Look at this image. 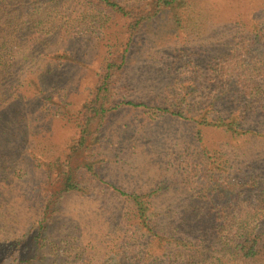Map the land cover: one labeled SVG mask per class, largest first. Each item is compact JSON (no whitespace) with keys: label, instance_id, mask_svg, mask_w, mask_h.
Listing matches in <instances>:
<instances>
[{"label":"rangeland","instance_id":"rangeland-1","mask_svg":"<svg viewBox=\"0 0 264 264\" xmlns=\"http://www.w3.org/2000/svg\"><path fill=\"white\" fill-rule=\"evenodd\" d=\"M24 4L31 17L0 79V264H152L163 251L172 255L167 241L175 228L178 237L228 254L211 229L221 209L205 196L208 168L220 166L211 179L221 177L229 197L246 182L264 186V140H241L236 155L221 130L206 128L200 142L193 121L120 106L96 143L99 180L86 176L79 190L55 198L50 174L78 137L76 115L126 20L88 0ZM259 26L264 42V0L179 2L135 35L113 100L195 116L217 94L209 80H220L223 55L253 58L242 44ZM192 76L193 85L185 81ZM185 85L195 93L179 103ZM249 123L264 131V112ZM240 193L257 200V190ZM129 195L140 196L147 222ZM222 261L246 264L230 255Z\"/></svg>","mask_w":264,"mask_h":264},{"label":"trees","instance_id":"trees-1","mask_svg":"<svg viewBox=\"0 0 264 264\" xmlns=\"http://www.w3.org/2000/svg\"><path fill=\"white\" fill-rule=\"evenodd\" d=\"M25 1L0 0V79L10 73L8 69L15 62L16 55L17 43L14 44V41L27 25L26 19L31 17L29 13H26L28 7L24 4ZM88 1L98 9L111 11L121 16L126 22L120 29V35L114 38L115 44L112 45L109 55L103 60L95 89L76 115L79 131L71 151L66 158L56 162L57 169L50 174V182L59 186L54 194L55 198L59 199L65 194L79 190L81 180L86 176L99 180L96 143L109 117L120 106L155 110L193 121L196 125L195 136L200 142L203 140L206 128L221 130L228 136L229 146L234 152L239 150L240 141L243 139L260 137L264 140V131L258 130L256 128L258 125L249 123L251 120L254 121L260 110L264 112V42L260 26L252 31L253 36L248 43L242 44L246 54H255L253 58L231 56V51L224 54L219 67L220 80L216 82L209 80V84H212L211 87L217 91V94L212 96L207 106L199 108L195 116L187 117L182 112L171 111L168 108H150L147 104L132 101L117 104L113 100L117 85L125 74L130 45L135 35L147 21L186 0H152L147 5L141 3L132 6L115 0ZM188 4L189 1H187ZM196 79L192 76L185 81L193 85ZM179 93V103H183L189 101L188 96L195 93V90L193 86L185 85ZM226 105L229 108H225ZM76 159L79 161L77 162ZM214 164L210 163L209 166ZM223 167L226 170V166ZM208 169H210V180L209 185L204 187V192L210 208L221 209L219 217L211 224V229L219 237L224 246L223 250L229 252L224 257L230 255L233 261L246 264L264 263L263 184L259 179L258 183L247 184L246 182L245 186L239 188L240 191L247 192L257 190V200L241 199L240 191L236 192L235 196L229 197L224 186L218 183L221 177L211 179L220 166ZM247 171L250 173L251 169L248 168ZM227 173L228 171L226 175ZM121 194L125 195V193ZM129 197L138 206L140 212L138 216L147 222V207L140 196L129 195ZM219 201L222 202L221 205ZM232 201L236 204L239 201V203L233 205ZM178 230L179 228L172 230L167 241L168 245L172 244V255L163 251L152 264H225L222 261L224 258L222 253L215 255L216 251H212L205 244L187 240L184 236L178 237L176 235ZM41 237V232L38 231V237L34 239V242L39 245ZM163 243V240H158L157 246L160 247Z\"/></svg>","mask_w":264,"mask_h":264}]
</instances>
